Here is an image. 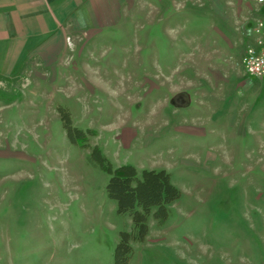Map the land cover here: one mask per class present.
<instances>
[{"label": "rangeland", "instance_id": "obj_1", "mask_svg": "<svg viewBox=\"0 0 264 264\" xmlns=\"http://www.w3.org/2000/svg\"><path fill=\"white\" fill-rule=\"evenodd\" d=\"M18 2L24 43L0 73V264H114L134 224L95 145L182 191L129 264H264V76L244 67L264 0ZM62 110L93 129L87 146Z\"/></svg>", "mask_w": 264, "mask_h": 264}, {"label": "trees", "instance_id": "obj_2", "mask_svg": "<svg viewBox=\"0 0 264 264\" xmlns=\"http://www.w3.org/2000/svg\"><path fill=\"white\" fill-rule=\"evenodd\" d=\"M61 117L69 139L81 146H87V138L93 129H82L72 122L69 111L62 110ZM93 157L99 162L110 178L107 194L116 200L119 213L131 215L132 231L121 232L115 248L114 264H129L133 253V242H142L149 232V218L161 223L168 217V206L182 196L181 189L172 181L166 169H144L139 175L136 166L130 163L117 167L106 157L103 150L95 145Z\"/></svg>", "mask_w": 264, "mask_h": 264}, {"label": "crops", "instance_id": "obj_3", "mask_svg": "<svg viewBox=\"0 0 264 264\" xmlns=\"http://www.w3.org/2000/svg\"><path fill=\"white\" fill-rule=\"evenodd\" d=\"M19 2L18 0H0V73L4 75L16 69L17 55L21 52L19 50L23 46V37L26 35L25 21L18 18L21 11Z\"/></svg>", "mask_w": 264, "mask_h": 264}, {"label": "built area", "instance_id": "obj_4", "mask_svg": "<svg viewBox=\"0 0 264 264\" xmlns=\"http://www.w3.org/2000/svg\"><path fill=\"white\" fill-rule=\"evenodd\" d=\"M254 40L248 44L244 57L246 71L255 76L264 75V21L253 28Z\"/></svg>", "mask_w": 264, "mask_h": 264}]
</instances>
